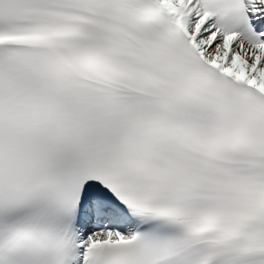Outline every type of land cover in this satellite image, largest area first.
<instances>
[{
  "label": "snow or ice",
  "instance_id": "snow-or-ice-1",
  "mask_svg": "<svg viewBox=\"0 0 264 264\" xmlns=\"http://www.w3.org/2000/svg\"><path fill=\"white\" fill-rule=\"evenodd\" d=\"M0 264H264V0H0Z\"/></svg>",
  "mask_w": 264,
  "mask_h": 264
}]
</instances>
